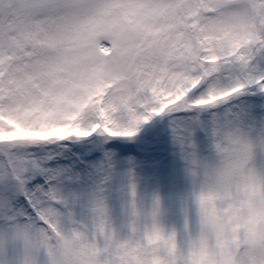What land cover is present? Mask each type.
I'll use <instances>...</instances> for the list:
<instances>
[{
  "label": "snow or ice",
  "instance_id": "1",
  "mask_svg": "<svg viewBox=\"0 0 264 264\" xmlns=\"http://www.w3.org/2000/svg\"><path fill=\"white\" fill-rule=\"evenodd\" d=\"M0 264H264V0H0Z\"/></svg>",
  "mask_w": 264,
  "mask_h": 264
}]
</instances>
